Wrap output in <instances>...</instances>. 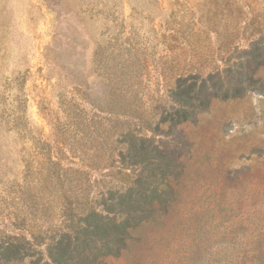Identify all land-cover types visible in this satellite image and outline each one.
I'll list each match as a JSON object with an SVG mask.
<instances>
[{
    "label": "rangeland",
    "instance_id": "374dc122",
    "mask_svg": "<svg viewBox=\"0 0 264 264\" xmlns=\"http://www.w3.org/2000/svg\"><path fill=\"white\" fill-rule=\"evenodd\" d=\"M240 64L244 96L214 100L155 137L177 192L141 241L106 264H264V0H0V239L42 232L47 260L55 203L29 135L87 171L93 198L134 178L113 148L119 132L139 125L114 114L118 102L149 119L179 76L230 80ZM18 73L20 92L6 86ZM14 115L23 116L18 128ZM113 159L114 168H90Z\"/></svg>",
    "mask_w": 264,
    "mask_h": 264
},
{
    "label": "trees",
    "instance_id": "16d2710c",
    "mask_svg": "<svg viewBox=\"0 0 264 264\" xmlns=\"http://www.w3.org/2000/svg\"><path fill=\"white\" fill-rule=\"evenodd\" d=\"M252 49L260 51L262 56L260 44H254ZM251 51H245L244 55L251 56ZM127 68L126 64L122 65L121 74L116 77L119 91ZM236 69L235 77L230 80L223 78V72L206 77L200 74L179 76L168 91V102L160 104L157 115L149 119L142 118L141 114L136 117L130 105L118 102L114 114L134 118L139 125H127L126 131L119 132L113 148L114 151L119 148L118 162L133 170L134 178L125 187L109 188L93 198L90 197L92 182L86 177L87 171L64 166L59 158L50 155L40 139L29 135L32 146L44 154L43 162L48 171L46 179L55 203L57 222L46 239L47 260L42 258L43 251L38 249L44 241V234L39 232L32 234L31 239L24 235L1 237L0 264L28 259L32 264H106L107 258L120 257L129 248V243L141 241V228L159 222L171 205L169 196L177 192L170 179L172 172L167 163L166 147L155 137L168 136L179 126L195 120L214 100L244 96L249 88L243 86V73L238 72L243 69L242 64ZM249 80L254 81V77ZM23 84L21 73L6 79L8 89L13 86L20 92ZM15 97L14 101L22 107L24 100L20 95ZM22 120V115L13 118L14 127L22 125ZM90 120L94 121L93 118ZM147 132L152 136L149 137ZM113 164L114 159L110 163L95 162L90 168L93 171L111 169ZM26 167L29 168L27 163Z\"/></svg>",
    "mask_w": 264,
    "mask_h": 264
}]
</instances>
